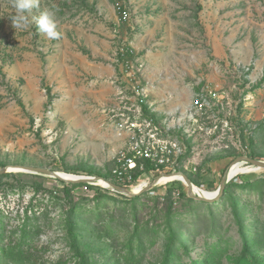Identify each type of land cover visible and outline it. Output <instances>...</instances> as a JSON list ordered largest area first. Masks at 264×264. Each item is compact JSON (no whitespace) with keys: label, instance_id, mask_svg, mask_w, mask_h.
I'll return each instance as SVG.
<instances>
[{"label":"rangeland","instance_id":"374dc122","mask_svg":"<svg viewBox=\"0 0 264 264\" xmlns=\"http://www.w3.org/2000/svg\"><path fill=\"white\" fill-rule=\"evenodd\" d=\"M117 3L130 12L122 37L113 29ZM44 9L55 12L60 40L39 32L33 17ZM14 15L11 0H0V169L91 174L114 184L115 158L130 139L115 123L139 117L135 80L122 79L116 64L119 42L150 43L143 52L127 44L144 65L136 82L158 134L170 126L169 137L185 147L179 172L192 184L216 197L236 158L264 161V0H40L27 29L12 27ZM148 51L159 57L150 69ZM205 87L216 97L192 120V99ZM172 88L178 107L170 114V102L155 97ZM243 167L213 207L169 200L168 186L187 193L178 182L136 199L9 171L0 178V249L8 245L0 264H79L66 223L72 206L86 207L76 222L90 264H234L245 257L242 224L264 262V169Z\"/></svg>","mask_w":264,"mask_h":264},{"label":"built area","instance_id":"2783aa9c","mask_svg":"<svg viewBox=\"0 0 264 264\" xmlns=\"http://www.w3.org/2000/svg\"><path fill=\"white\" fill-rule=\"evenodd\" d=\"M117 7L120 16L119 26L129 23V10L118 3ZM134 57L135 53L124 42H119L116 45L115 59L117 66L119 65L121 69V78L124 80L129 79L132 82L135 80L132 90L139 98L137 106V108H139V117L134 119L123 117L115 123L117 132L120 135L126 132L130 133V139L126 146L118 152L115 158V168L112 171V175L119 184L130 185V187H123L131 189L133 187H140L142 189L149 186L147 183H142L145 181V178L149 176H155L156 181L167 175H173L179 172L180 160L185 156L186 149L176 139L174 140L169 137L172 131L170 126L166 128V135H159L157 128L158 123H154L151 118L144 117L142 105L145 104L143 99L146 96V89L141 85L140 81L136 82L144 65L138 63ZM135 64H138V68ZM121 78H119V80H121ZM215 97L216 93L210 91L208 87L202 88L192 99V103L189 107V117L195 120L197 116H202L208 107L207 101ZM181 120L180 118L179 122H181ZM147 164L151 166L150 171H146ZM137 172L142 174L140 178L135 181L134 176ZM142 179L143 181H141ZM173 182H178L186 186L183 180H174L165 182L161 184L160 187H167V185ZM179 196L180 190L177 189L174 192V197L178 198Z\"/></svg>","mask_w":264,"mask_h":264},{"label":"trees","instance_id":"16d2710c","mask_svg":"<svg viewBox=\"0 0 264 264\" xmlns=\"http://www.w3.org/2000/svg\"><path fill=\"white\" fill-rule=\"evenodd\" d=\"M142 111H143L144 117L151 118L154 121V123H158L155 120L154 114H152L150 112V109L148 108L147 104H143L142 105ZM183 159H184V157L181 158V160H180L179 169L181 168V163H182ZM150 170H151V166L149 164H147L146 171H150ZM141 174L142 173H138V172L135 174V176H134L135 177V181H137L140 178ZM89 176H91V174H89ZM2 177H4V175L0 176V178H2ZM112 178H114L113 175H112ZM103 179L109 180L110 177L109 178L105 177ZM59 183L62 184L63 186H65L66 188H70V190L72 188H78V187H83V186L87 187V188L91 187V186H89L87 184H72V183H66V182H63V181H59ZM114 184L119 185V186L130 187V185L119 184L115 179H114ZM247 185L248 186H252L251 183L245 184V186H247ZM177 189L178 188H176L174 186H168V189H167L166 192H164L165 193L164 195H166V197H168L169 200H171L174 203H176V201H178V200H183L184 199V200L190 201L191 203H196L198 205H204L206 207L216 206L217 204H219L221 202V200H223L225 198V195L228 193V188L226 187L225 192H224L222 198L219 201L214 202V203H207V202H202V201H198V200H194V199L190 198L188 196V194L186 192H184L183 189H182V191H180V196L178 198H175L174 197V192ZM139 197H135V198L137 199ZM85 208L86 207H79L78 208L77 206H72L70 208L69 212H68L67 219H66L69 242L74 245L75 252L77 253L78 257L81 258V261H80L79 264H90V263H88L85 255L82 253V249H81L80 245H78V241L80 240L79 233H78L79 224L76 221H77L79 215L82 214L83 211H85L84 210ZM240 227H241L242 232H243L242 233V239H243V243H244L245 257L241 256L240 258L236 259L234 264H264V262H262L259 259V257H254L255 256L254 253L256 251V248L258 247L259 241L252 240V239H250L248 237V234H246V231L244 229L245 226L243 224L240 225ZM183 243H184L183 241L179 240L178 246H180ZM7 249H8V245L1 247V249H0V257L3 256L4 254H7ZM247 258H248L249 261L247 260Z\"/></svg>","mask_w":264,"mask_h":264},{"label":"water","instance_id":"95a60500","mask_svg":"<svg viewBox=\"0 0 264 264\" xmlns=\"http://www.w3.org/2000/svg\"><path fill=\"white\" fill-rule=\"evenodd\" d=\"M250 164L252 166H254L257 169H264V161H259V160H255V159H251L247 156H241L236 158L233 163L231 164ZM8 169H0V176L5 175L8 173L7 171ZM23 171L26 173H32V174H36V175H45V176H49V177H54L55 179L59 180V181H63L66 183H72V184H87V185H95V183L99 180L105 181L112 191L117 192L119 194L125 195V196H132V197H136L139 196L145 192H149L151 190H154L158 187H160V185H157V181L153 182L152 184H150L149 186H146L142 189H140L138 194H132V189L131 188H127V187H123V186H119L116 184H113L112 182L106 181L105 179L101 178V177H90V176H80L76 179H65L62 176H60L59 172H55L49 169H45V168H36V167H28V166H21V167H14L11 168L10 171ZM228 172V170H227ZM227 172H225L220 187L218 189L217 192V196L213 199H207V198H203L200 196H195L192 192V188L191 186L193 185L192 182L188 179V177L181 173V172H176L173 175L176 176H180L181 178H183V182L185 183V185L187 186V194L189 197L198 200V201H202V202H207V203H214L219 201L224 192H225V187L227 185V183L229 182V179L227 178Z\"/></svg>","mask_w":264,"mask_h":264},{"label":"clouds","instance_id":"9594fccd","mask_svg":"<svg viewBox=\"0 0 264 264\" xmlns=\"http://www.w3.org/2000/svg\"><path fill=\"white\" fill-rule=\"evenodd\" d=\"M11 6L15 9V15L12 17V27L14 29H27L29 27V15L34 9L40 8V0H11ZM33 20L39 32L48 40H60L61 33L57 31L58 24L55 18V12L44 9L38 17Z\"/></svg>","mask_w":264,"mask_h":264},{"label":"crops","instance_id":"0c3cea01","mask_svg":"<svg viewBox=\"0 0 264 264\" xmlns=\"http://www.w3.org/2000/svg\"><path fill=\"white\" fill-rule=\"evenodd\" d=\"M116 28H119L118 29V31L120 32V35H121V31H120V26H119V23L118 22H116L115 24H114V30L116 29ZM115 32H117V30H115ZM114 37V36H113ZM121 37H122V35H121ZM116 38H119V36H115V40H117ZM125 41V40H124ZM114 43H115V41H114ZM125 44H126V42H124ZM128 45H130V43H127ZM126 44V45H127ZM117 45V43H115V46ZM127 45V46H128ZM130 46H132V45H130ZM148 46H150V43H145V42H137V43H134L133 44V48L136 50L135 52H143L142 50H144V49H146ZM133 50V49H132ZM134 52V51H133ZM163 55V54H162ZM143 60H144V62H146V65H147V68H152L153 67V65H154V62L159 58L158 56L157 57H155V56H153V53L152 52H147V54H145L143 57ZM158 65H160V64H158ZM162 64L160 65V69H163L162 68ZM146 67V66H145ZM114 69V68H113ZM113 69H111V70H109V73H108V75L110 74V76H113V74L115 73V70H113ZM146 71V70H145ZM145 71L143 72V74L145 73ZM162 71V70H161ZM101 77H102V74L100 75ZM143 76H145V75H142V77ZM141 82V81H140ZM165 86V85H164ZM144 87V86H143ZM164 88H166V87H164ZM177 91V88H172L171 90H169V91H167L166 92V89L165 90H163V91H161V90H159V92H160V94H159V100H158V98L157 97H155L156 98V101H159L160 103H162V102H170V105L172 106L171 108H173V109H171L169 112H170V114L171 113H173L174 112V110H175V108H177L178 106H174L172 103H174V101L176 100V96H178L177 95V93H175ZM158 92V91H157ZM167 94H169L170 96H171V100L167 97ZM168 98V99H167ZM152 110V109H151Z\"/></svg>","mask_w":264,"mask_h":264},{"label":"bare ground","instance_id":"6f19581e","mask_svg":"<svg viewBox=\"0 0 264 264\" xmlns=\"http://www.w3.org/2000/svg\"><path fill=\"white\" fill-rule=\"evenodd\" d=\"M244 164H234L230 167V169L228 170L227 172V178L229 179L230 177L234 176L236 173L238 172H242V171H245L244 167H243ZM8 172L10 171V169L7 170ZM16 171V170H15ZM60 176H62L63 178L65 179H76L80 176H74V175H69V174H63L61 172H59ZM54 178V177H52ZM174 180H183V178H181L180 176H176V175H167L165 177H163L162 179H160L159 181H157V185H161L165 182H170V181H174ZM230 181V179H229ZM96 186H101V187H104V188H108L109 185L105 182V181H102V180H99L95 183ZM192 188V192L195 196H200V197H203V198H207V199H213L215 198L213 196V194L211 193H208V192H204V191H201L199 187L195 186L194 184L191 186ZM140 187H137V188H133L132 189V194H138L139 191H140Z\"/></svg>","mask_w":264,"mask_h":264}]
</instances>
